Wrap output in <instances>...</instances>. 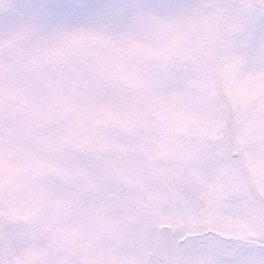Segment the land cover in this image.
Wrapping results in <instances>:
<instances>
[{
    "label": "snow or ice",
    "instance_id": "obj_1",
    "mask_svg": "<svg viewBox=\"0 0 264 264\" xmlns=\"http://www.w3.org/2000/svg\"><path fill=\"white\" fill-rule=\"evenodd\" d=\"M235 9L51 0L0 25V237L42 235L58 253L25 264H264V220L254 237L185 236L158 228L137 191L153 163L189 151L186 130L216 128L218 87L241 142L264 141V35L220 47Z\"/></svg>",
    "mask_w": 264,
    "mask_h": 264
},
{
    "label": "clouds",
    "instance_id": "obj_2",
    "mask_svg": "<svg viewBox=\"0 0 264 264\" xmlns=\"http://www.w3.org/2000/svg\"><path fill=\"white\" fill-rule=\"evenodd\" d=\"M51 0L35 2V0H10V7L0 9V25L21 20L29 14L33 7L50 3ZM107 3L109 0H75L74 3ZM236 5L235 14L238 17L240 28L229 33L228 42L239 45L242 40L253 33L264 35L261 31L264 25V0H229ZM28 250L46 252L50 260H56L58 253L51 249L44 241L33 242L31 236L20 243L0 244V264H25V252Z\"/></svg>",
    "mask_w": 264,
    "mask_h": 264
},
{
    "label": "rangeland",
    "instance_id": "obj_3",
    "mask_svg": "<svg viewBox=\"0 0 264 264\" xmlns=\"http://www.w3.org/2000/svg\"><path fill=\"white\" fill-rule=\"evenodd\" d=\"M216 112L213 113V117L215 116ZM183 125H181L180 127H182ZM184 128V126H183ZM193 139L192 137L190 138V140ZM182 140L184 143L188 144V141L186 139V137L183 135L182 136ZM192 152L190 151V153L188 154V156L186 157V161H185V164L186 165H191L196 159H192L190 158ZM179 155L176 154V156ZM213 157H218V156H213ZM204 160V159H203ZM222 163H218L217 164V167H221ZM147 175L149 177L152 178V188L150 190V193L151 194H156V192L158 190H161V189H164V184H165V180H166V177H167V170L165 169V167L160 164V171L158 173H154L152 168L148 171ZM236 175H231L230 178H235ZM240 182L242 183L243 185V188H249V189H254V188H257L256 184L254 183V181L252 180V178L249 176L248 173H243L242 174V177L240 179ZM247 194L248 193H253L252 191H245ZM256 194V193H255ZM254 196V195H253ZM232 200V199H231ZM231 204V206H230ZM227 208H225L224 205L222 204H218L217 202H215L213 205H212V214H213V217L211 218L210 220V223L211 222H216V223H219V220L222 219V212L223 211H227V212H230L229 209H235V208H239L238 207V202H228V204L226 205ZM253 206L250 205L248 207V212H251ZM259 216H261L263 214V209H261V207H259ZM167 209L164 207V208H160L159 210H155V214L156 215H160V214H166L167 213ZM155 215V223L159 222V217H157ZM182 221L186 224L188 222V219L187 218H183ZM259 224H257L256 226H258ZM215 231H220L222 234H226V230L222 227V226H218L217 229ZM29 236H31V239L33 240V242H38V241H44L48 246L50 245V241L48 238L44 237V236H41L40 235H21L18 239H11L8 244H13V243H20L22 242V240L24 239H27ZM5 243V241L3 240L2 237H0V244H3Z\"/></svg>",
    "mask_w": 264,
    "mask_h": 264
}]
</instances>
